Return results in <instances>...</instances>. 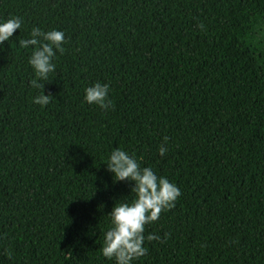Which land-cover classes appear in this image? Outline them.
<instances>
[{
  "label": "trees",
  "instance_id": "1",
  "mask_svg": "<svg viewBox=\"0 0 264 264\" xmlns=\"http://www.w3.org/2000/svg\"><path fill=\"white\" fill-rule=\"evenodd\" d=\"M12 16L0 264H115L101 253L108 213L135 196L107 170L116 147L181 192L133 264H264V0H0V20ZM34 27L65 34L44 88L18 44ZM97 81L108 110L84 100Z\"/></svg>",
  "mask_w": 264,
  "mask_h": 264
},
{
  "label": "clouds",
  "instance_id": "2",
  "mask_svg": "<svg viewBox=\"0 0 264 264\" xmlns=\"http://www.w3.org/2000/svg\"><path fill=\"white\" fill-rule=\"evenodd\" d=\"M22 18L12 16L0 20V46L13 37V33L21 28ZM65 34L61 30L52 29L42 31L33 28L30 38L20 39L18 44L27 49L32 46L28 63L34 69L35 79L31 80L34 88H44L40 81H47L49 73L55 69L53 58L56 52L63 53ZM84 100L88 104L98 105L103 110L112 106L109 99V84L94 82L85 88ZM51 94L44 92L35 96L33 102L45 106L50 101ZM167 141V137H165ZM167 147L161 144L159 154L165 155ZM107 170L112 173L113 181H130L131 193L134 198L129 202L117 200L111 211L110 227L104 232V241L101 248L102 255L115 264H133V261L146 254L144 241L160 240L159 235L149 233L145 237V225L159 219L160 213L172 208L181 195L179 187L165 176H158L151 166L141 167L135 154L116 147L106 159ZM103 205H101L102 207Z\"/></svg>",
  "mask_w": 264,
  "mask_h": 264
}]
</instances>
